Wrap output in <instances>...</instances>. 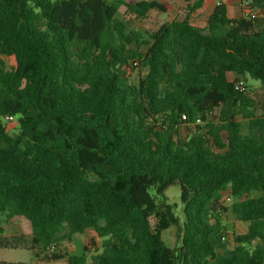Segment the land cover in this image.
<instances>
[{
  "label": "trees",
  "instance_id": "trees-1",
  "mask_svg": "<svg viewBox=\"0 0 264 264\" xmlns=\"http://www.w3.org/2000/svg\"><path fill=\"white\" fill-rule=\"evenodd\" d=\"M183 1L149 32L156 0H0V214L29 226L36 263L264 264V114L236 89L264 86V0L238 18ZM227 190L249 224L232 246ZM87 230L98 250L61 251Z\"/></svg>",
  "mask_w": 264,
  "mask_h": 264
},
{
  "label": "rangeland",
  "instance_id": "rangeland-1",
  "mask_svg": "<svg viewBox=\"0 0 264 264\" xmlns=\"http://www.w3.org/2000/svg\"><path fill=\"white\" fill-rule=\"evenodd\" d=\"M152 1V0H147ZM165 5L166 11L161 12L158 10L151 11L146 18L136 21V25L143 31L155 32L162 25L169 24L175 20H181L184 17L185 2L183 0H156ZM241 2L242 0H233L229 8V16L231 18H238L241 16ZM214 6H211L200 18L195 21V25L200 28L207 26V20L211 14ZM137 72V71H136ZM134 80H136V73ZM243 85L245 87V95L253 99L255 102L256 111L258 114H264V86L257 80L250 78L243 79ZM182 134L186 136L187 130H183ZM168 203L173 206V212L176 217L182 220V204H181V189L180 185L176 184L171 186L166 191ZM234 199L231 194L224 193L221 205L227 209L223 215V222L227 228V240L232 243V233L242 234L248 230V223L240 222L231 212L230 207ZM7 219L5 214H0V229L3 234H0V239L3 243H9L7 247L0 248V264H38L34 260L33 252L30 250L31 246V230L26 222L22 219L16 218L14 221ZM152 224L158 223L156 217L151 220ZM231 232V234L228 233ZM95 235L94 231L90 235L77 234L73 237L72 241L64 242L61 244L60 249L63 252L70 254H79L82 252L83 246H87L90 252H94L97 249V239L94 240L91 237ZM163 239L168 247H174L176 244V229L170 227L168 230L163 231ZM46 264H67V260L54 261Z\"/></svg>",
  "mask_w": 264,
  "mask_h": 264
},
{
  "label": "crops",
  "instance_id": "crops-1",
  "mask_svg": "<svg viewBox=\"0 0 264 264\" xmlns=\"http://www.w3.org/2000/svg\"><path fill=\"white\" fill-rule=\"evenodd\" d=\"M185 4H186V3H185ZM212 6H213V5H212ZM209 9H210V8H209ZM209 9H208V10H209ZM208 10H207V11H208ZM228 192L230 193V190H227V191L224 192V193H228ZM224 193H223V194H224ZM230 194H231V193H230ZM15 219H16V218H12L11 220L14 221ZM11 220H10V221H11ZM91 232H92V230H87L84 234H80V235H86V236H87V235H90ZM228 233L231 234L230 231H228ZM3 235H4V236H8V234H6V233H4ZM93 236H95V238H94V237H91V238H93L94 240L97 239V241H98V243L96 244V247H97V249H98L99 244H100V240L96 237V235H93ZM34 260H35V258H34ZM64 260H65V259H64ZM64 260H59V261H64ZM35 262H36V260H35Z\"/></svg>",
  "mask_w": 264,
  "mask_h": 264
},
{
  "label": "built area",
  "instance_id": "built-area-1",
  "mask_svg": "<svg viewBox=\"0 0 264 264\" xmlns=\"http://www.w3.org/2000/svg\"><path fill=\"white\" fill-rule=\"evenodd\" d=\"M236 89H237L239 92H245V87H244V85H243L242 83H237V85H236ZM222 239H223V240H227V235L224 236ZM50 251H55V247H51V248H50Z\"/></svg>",
  "mask_w": 264,
  "mask_h": 264
}]
</instances>
